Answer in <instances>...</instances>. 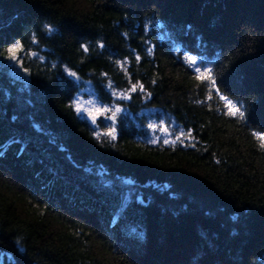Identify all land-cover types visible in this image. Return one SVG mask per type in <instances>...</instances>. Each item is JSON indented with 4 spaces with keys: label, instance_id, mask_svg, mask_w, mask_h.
<instances>
[{
    "label": "trees",
    "instance_id": "1",
    "mask_svg": "<svg viewBox=\"0 0 264 264\" xmlns=\"http://www.w3.org/2000/svg\"><path fill=\"white\" fill-rule=\"evenodd\" d=\"M262 137L264 0H0V264H264Z\"/></svg>",
    "mask_w": 264,
    "mask_h": 264
},
{
    "label": "rangeland",
    "instance_id": "2",
    "mask_svg": "<svg viewBox=\"0 0 264 264\" xmlns=\"http://www.w3.org/2000/svg\"><path fill=\"white\" fill-rule=\"evenodd\" d=\"M10 48H15V46L10 47ZM17 55V50H15L13 53L6 52L3 58V62L9 64L11 68V72L16 75V76H21L23 74V70L20 66L19 60H12L10 57L12 55ZM118 99V97H126L127 94L123 92H116L114 94ZM79 101V104L77 105L75 102ZM91 101V103H86ZM74 106L75 109L77 107H81L85 109V111L82 114H78L81 118L85 119V116L88 115L90 116L91 120L90 123L95 127V128H100L103 127L107 131L114 130L115 125H116V116L119 114V112H116L115 115L113 116L114 110L117 108L115 106V103L113 105H108V104H103L101 103L97 97L95 96L92 87L88 83H84L81 85L77 91V93L74 95L73 98ZM96 109H101L100 113L97 114ZM104 109H107V111H103ZM77 111V110H76ZM90 113V115H89ZM96 118V122H92V118ZM111 117V118H110ZM108 128V129H107ZM150 134V137H154L156 139H162L166 143V141H170V138H172V131L168 129L165 124L160 123H153L150 125V129H148ZM178 134L173 136V138L177 137ZM109 182L106 179H104V183ZM129 184V183H128ZM133 235H131L132 239ZM133 242V241H130ZM132 247H134L136 250H138V246L135 244H132Z\"/></svg>",
    "mask_w": 264,
    "mask_h": 264
},
{
    "label": "snow or ice",
    "instance_id": "3",
    "mask_svg": "<svg viewBox=\"0 0 264 264\" xmlns=\"http://www.w3.org/2000/svg\"><path fill=\"white\" fill-rule=\"evenodd\" d=\"M19 48H20V45L17 44V45L15 46L14 49H13V48H9V49H8V52L13 53L15 50H18ZM85 50H86V49H85ZM10 58H11L12 60H16L18 57H17V55L14 54V55H12ZM137 59H139V57H137ZM188 59H189L190 62H191L190 65H189L190 67L196 65V61H195L193 58L189 57ZM195 71H197V72H201V69H200L199 67H196V68H195ZM71 75L74 76L75 73H71ZM199 78H200V79H205L204 76H201V77H199ZM140 90H143V86H142V85L140 86ZM131 91H136V87L133 86V88L131 89ZM119 98H128V97H119ZM75 103L78 105V104H79V101H76ZM86 103H91V101L86 102ZM76 110H77V113H78V114H82V113L85 111V109H83V108H81V107H77ZM100 111H101V109H96L97 114H99ZM103 111H107V109H104ZM116 112H120V109H119V108H116V109L114 110V112H113V116L115 115ZM230 114H232V115H236V114H240V115H242V113H239V110H238V109H234V110H232V111L230 112ZM89 115H90V113H89ZM110 118H111V117H110ZM92 122H93V123L96 122V118H95V117L92 118ZM109 135H111V133H109ZM113 138H114V137H113ZM178 139H179V137H178ZM262 139H264V137H262Z\"/></svg>",
    "mask_w": 264,
    "mask_h": 264
},
{
    "label": "water",
    "instance_id": "4",
    "mask_svg": "<svg viewBox=\"0 0 264 264\" xmlns=\"http://www.w3.org/2000/svg\"><path fill=\"white\" fill-rule=\"evenodd\" d=\"M85 118H86L88 121L91 120L90 116H88V115H86Z\"/></svg>",
    "mask_w": 264,
    "mask_h": 264
}]
</instances>
